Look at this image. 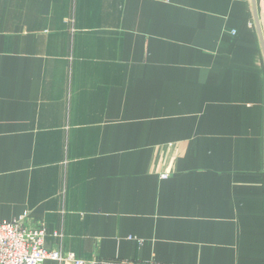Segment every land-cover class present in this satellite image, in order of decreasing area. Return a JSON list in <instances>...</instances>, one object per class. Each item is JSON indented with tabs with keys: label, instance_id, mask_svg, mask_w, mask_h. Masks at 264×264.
<instances>
[{
	"label": "crops",
	"instance_id": "crops-1",
	"mask_svg": "<svg viewBox=\"0 0 264 264\" xmlns=\"http://www.w3.org/2000/svg\"><path fill=\"white\" fill-rule=\"evenodd\" d=\"M25 214L83 261L264 264L251 0H0V219Z\"/></svg>",
	"mask_w": 264,
	"mask_h": 264
},
{
	"label": "built area",
	"instance_id": "built-area-1",
	"mask_svg": "<svg viewBox=\"0 0 264 264\" xmlns=\"http://www.w3.org/2000/svg\"><path fill=\"white\" fill-rule=\"evenodd\" d=\"M167 175H161L166 178ZM26 215L15 221L0 219V264H43L54 261L58 264H139L132 261H83L73 255H65L58 249L45 247L46 231L43 228H31L25 225ZM58 237L57 234H53Z\"/></svg>",
	"mask_w": 264,
	"mask_h": 264
},
{
	"label": "water",
	"instance_id": "water-1",
	"mask_svg": "<svg viewBox=\"0 0 264 264\" xmlns=\"http://www.w3.org/2000/svg\"><path fill=\"white\" fill-rule=\"evenodd\" d=\"M251 5H252V13H253L254 25H255V28H256V31H257V34H258L261 50H262V53H263V56H264V42H263V38H262V35H261V30H260L258 16H257L256 0H251Z\"/></svg>",
	"mask_w": 264,
	"mask_h": 264
},
{
	"label": "rangeland",
	"instance_id": "rangeland-1",
	"mask_svg": "<svg viewBox=\"0 0 264 264\" xmlns=\"http://www.w3.org/2000/svg\"><path fill=\"white\" fill-rule=\"evenodd\" d=\"M38 228V227H37Z\"/></svg>",
	"mask_w": 264,
	"mask_h": 264
}]
</instances>
